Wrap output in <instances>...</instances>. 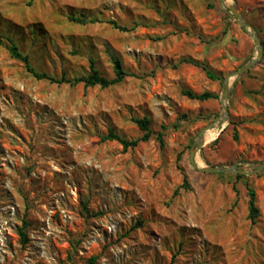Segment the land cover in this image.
<instances>
[{"label": "rangeland", "instance_id": "rangeland-1", "mask_svg": "<svg viewBox=\"0 0 264 264\" xmlns=\"http://www.w3.org/2000/svg\"><path fill=\"white\" fill-rule=\"evenodd\" d=\"M233 5L263 46L239 79L231 74L256 49L228 14ZM109 20L135 28L120 32ZM8 39L56 79L88 75L90 61L113 79L112 57L134 76L105 89L37 80L11 57ZM181 58L221 81L190 64L174 68ZM228 77V121L208 131L198 168L264 163V0H0V264H264V171L236 179L200 172L190 158L222 112ZM183 90L218 99L190 100ZM141 118L163 133L162 147L155 135L128 150L102 141L109 130L140 138L132 120Z\"/></svg>", "mask_w": 264, "mask_h": 264}, {"label": "trees", "instance_id": "trees-1", "mask_svg": "<svg viewBox=\"0 0 264 264\" xmlns=\"http://www.w3.org/2000/svg\"><path fill=\"white\" fill-rule=\"evenodd\" d=\"M68 20L74 23H80L84 24L86 23L87 19L84 17H73V16H68ZM108 25H110L113 29H116L120 32H131L135 27L128 28L125 26L119 25L116 21L114 20H109L106 21ZM8 42L10 43V46L8 47L9 54L11 57L14 59L21 61L27 70L28 73H30L35 79L37 80H46L50 83L53 84H68L71 86L82 84L84 87H99L101 89L109 88L114 85H117L121 82L126 77L134 76L133 74H128L125 72V70L122 68L121 61L115 57L111 58V62L113 65V71H114V78L113 79H107L103 76H101L95 66L94 62L90 61L89 62V68L90 72L88 75L80 77V78H74V79H65L64 77L60 79L53 78L49 76L46 73H39L37 72L34 68H32L31 63L29 61V58L26 55H23L22 53L19 52L18 48L14 46L11 41L8 39ZM181 64H190L195 67H198L202 69L205 73V76L211 80V81H221V78L217 76L216 74L211 71L206 64L203 62H198L194 59L191 58H181L177 61V63L173 66L176 68L177 66ZM182 95L185 96L187 99L190 100H195L198 102H206L210 100H217L218 95L214 92L210 91H203L201 93H194L190 90H183ZM133 123L138 127V129L142 132V136L138 139L130 140L127 141L114 133L112 130L108 131V134L104 137H102V141H116L119 143L122 147L123 150H128V149H133L138 146L139 143L141 142H146L148 141L152 135H155L156 140L158 141L159 145L162 147L164 142H163V133L162 132H152L149 126V121L147 118H141V119H133ZM232 139L234 141L237 140V133L234 132L232 134ZM180 160V157L178 156V161ZM245 175L243 174H236L235 178L236 179H243ZM246 186V191H247V196H248V204H247V209H248V219L252 224L257 223V219L259 217V210L257 208V200L255 196V191L254 189L248 184H245ZM182 189H188V183H187V177L184 175L183 176V184L181 186ZM175 195L177 194V190L174 193ZM84 213H88L85 206L83 207ZM29 226V223H27L25 220L22 222V226L18 228L17 234L19 236L20 242L24 245L28 242V237H27V227ZM96 258H90L89 259V264H94Z\"/></svg>", "mask_w": 264, "mask_h": 264}, {"label": "water", "instance_id": "water-1", "mask_svg": "<svg viewBox=\"0 0 264 264\" xmlns=\"http://www.w3.org/2000/svg\"><path fill=\"white\" fill-rule=\"evenodd\" d=\"M228 14L231 16L233 21L237 22L240 28L244 29L249 33V37L252 40L254 47L256 49V55L254 58L248 60L244 63L238 70L231 74V77H235L239 79L244 73L254 67L262 58L263 56V46L260 43L258 36L252 26L245 23L240 15L237 13L235 6L230 7V12ZM229 79L230 77L226 78L223 83V91L220 96V104L222 112L221 114L215 118L211 123L206 125L197 135L195 143L193 144L190 152L191 163L194 167H196L200 172L203 173H222V174H243V175H250L264 171V163H248L244 168H237L236 165L225 166V167H216V166H205L202 168H198L194 161L197 152H201L204 146V137L208 131L219 129L222 127L224 123L228 121V97L231 92V88H229Z\"/></svg>", "mask_w": 264, "mask_h": 264}, {"label": "bare ground", "instance_id": "bare-ground-1", "mask_svg": "<svg viewBox=\"0 0 264 264\" xmlns=\"http://www.w3.org/2000/svg\"><path fill=\"white\" fill-rule=\"evenodd\" d=\"M213 135H214V134L211 133V132L206 133V135H205V137H204V141L210 139L211 137H213Z\"/></svg>", "mask_w": 264, "mask_h": 264}]
</instances>
